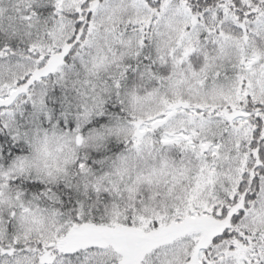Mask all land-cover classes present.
I'll return each instance as SVG.
<instances>
[{
	"label": "snow or ice",
	"instance_id": "snow-or-ice-1",
	"mask_svg": "<svg viewBox=\"0 0 264 264\" xmlns=\"http://www.w3.org/2000/svg\"><path fill=\"white\" fill-rule=\"evenodd\" d=\"M0 264H264V0H0Z\"/></svg>",
	"mask_w": 264,
	"mask_h": 264
}]
</instances>
